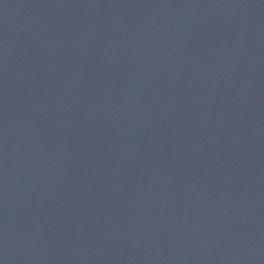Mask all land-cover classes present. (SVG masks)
Segmentation results:
<instances>
[{"label":"water","instance_id":"obj_1","mask_svg":"<svg viewBox=\"0 0 264 264\" xmlns=\"http://www.w3.org/2000/svg\"><path fill=\"white\" fill-rule=\"evenodd\" d=\"M0 264H264V0H0Z\"/></svg>","mask_w":264,"mask_h":264}]
</instances>
